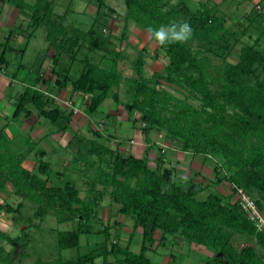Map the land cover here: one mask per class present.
<instances>
[{"label":"trees","instance_id":"trees-1","mask_svg":"<svg viewBox=\"0 0 264 264\" xmlns=\"http://www.w3.org/2000/svg\"><path fill=\"white\" fill-rule=\"evenodd\" d=\"M6 1L29 19L28 30L46 25L55 64L49 80H55L58 90L71 84L73 92L89 95L86 110L90 115L112 96L128 113L140 114L144 133L156 130L165 141L178 142L184 151L213 159L215 176L209 183L189 177L186 184L173 168L166 166L162 148H158V158L151 167L147 155H123L110 147L107 139L101 141L99 132L89 140L76 134L74 138L86 141L88 147L82 152L80 145L77 153L87 176V194L82 197L71 182L49 185L51 164L44 159V149L37 152V172L25 168L22 163L35 143L23 150L15 149L4 126L0 131V192L10 194L12 187L22 201L16 207L4 201L0 209L14 213L27 199L38 205L37 217L52 209L59 223L73 221L75 229L58 232L61 249L77 247L82 235L97 233L103 237L88 253L66 264H95L98 258L103 264H111V256L114 264H154L148 252L157 240L162 244L181 240L189 248L210 252L206 262L209 264H264V227L260 229L252 219L241 198L245 193L264 218L263 37L259 35L252 42L244 40L250 27L232 29L225 11L208 2L191 10L183 2L173 6L170 0H123L126 14L121 34L103 38L94 26L87 30L67 27L68 11L56 13L54 0ZM91 1L97 4V13L104 6L110 14L114 11L106 0ZM177 14L182 19H176ZM254 16L257 15L252 20ZM181 21L190 23L192 38L186 43L159 45L154 56L163 52L168 58L161 71L148 73V51L142 48L136 50L133 60L136 71L124 76L119 64L128 58L116 39L125 42L131 22L147 30ZM33 29L28 36L33 35ZM79 54L82 69L75 75L62 73L69 70L66 62L62 63V56L72 57L68 65H73ZM211 56L221 59L223 65L215 69ZM7 65L4 45L0 66ZM43 76L41 73L18 97L12 119L17 120L22 114L30 117L32 106L58 131H67L74 112L56 105L55 97L40 88L47 81ZM122 85L125 99L119 90ZM88 169H93L92 175ZM220 185H228L226 193L219 191ZM207 190L208 194L201 196ZM105 197L118 204L119 214L133 218L135 230L141 228L140 252L132 250L130 243L121 244L111 232L114 223L99 217L97 208ZM0 238L14 243L15 248L20 243L21 251L25 244L19 237L12 238L1 231ZM21 251H8L4 256L2 246L0 261L13 264Z\"/></svg>","mask_w":264,"mask_h":264},{"label":"crops","instance_id":"crops-1","mask_svg":"<svg viewBox=\"0 0 264 264\" xmlns=\"http://www.w3.org/2000/svg\"><path fill=\"white\" fill-rule=\"evenodd\" d=\"M182 2L191 10L198 9L201 2H208L210 5L215 3L228 15V26L234 30H244L245 27H250L247 30L248 34L244 38L248 36L249 39L254 40L261 35L263 37L262 44L264 45V34L262 32V28H264V0H181L179 4ZM252 11L254 15H257L254 16V20L250 18ZM243 20L247 22L246 25ZM28 22L29 19L17 7L6 0H0V54L3 46L6 45L8 59L7 66H0V131L2 127L6 126L4 131L12 139L13 147L17 150H21L23 146L19 145L18 140H16L17 136H20L19 134L25 133L27 135L25 142L28 141L29 145L35 143L34 150L22 163L25 168L31 171L37 170V152L39 149H44L46 151L44 159L46 160L49 152V160L47 161L51 164L49 185H59L66 181L71 182L76 184L77 189L80 190V195L84 197L88 189L86 184L87 176L85 175L86 169L85 164L82 161H78L77 153L80 146L74 135L77 134L81 137L92 139L98 136L97 133L99 132L103 136L101 141L107 139L106 143L113 149H118L123 155L134 154L140 157L147 155L151 167L155 166L158 158V148H162L163 152L166 153V166L173 168L177 177H192L196 181L204 183H209L213 180L215 176L213 159H207L201 155L184 151L178 142L165 141L161 133L156 130L144 133L140 114L138 112L128 113L123 104L117 103L112 96H108L98 110L90 115L86 110L90 98L89 95L73 92L71 84H68L64 89L58 90L55 87V80L46 78L47 81L39 85L40 88L55 97L56 105L74 112L71 125L67 131H58L45 118L39 116L37 109L32 106H30L32 113L30 117L22 114L17 120L12 119L16 108V100L31 82L28 79H24L23 76L21 78L16 75L19 67L23 68L24 66L21 64L16 65L15 60L9 58L14 59L15 54L17 57L20 52H22L24 57L23 51H25V47L23 46L29 34ZM131 26L133 27L132 31ZM129 40L132 41V48L130 47V50H127L128 46L126 44L122 47L125 50L124 53H126L125 57L129 59V56H132L133 53H135V56L137 55L135 52L137 49L147 48L148 52L145 59L148 73H150L149 71L151 73L161 71L167 64L168 59L165 60L164 55L159 54L156 58L154 57V52L159 48V44L150 37L147 30L138 27L134 22L129 24ZM23 48L24 50H22ZM65 60L66 67H69V62H67V59ZM150 60L152 62L156 61L159 67H154L156 64H152ZM121 61L122 64H119V68L123 70L124 76H131L134 72L131 69V63L128 64L126 59ZM49 67L51 66L47 62L44 69ZM81 69V67L77 66L75 74L79 72L77 70ZM50 70L51 68L49 69V75L51 74ZM122 99L125 98L122 97ZM22 148L24 149L25 147ZM87 172L92 175L93 169H88ZM225 187L222 188L220 185L218 189L226 193ZM207 194L208 190L202 193L204 196ZM9 196L8 193L1 191L0 203L4 202ZM106 198L102 200L97 208L99 217L106 222L110 219L114 223L115 237L121 244L127 245L130 243L132 250L140 252L142 237L140 236L139 238L140 242L139 240L133 242V235L136 231L141 234V230L139 228L135 230L133 218L128 216L125 218L119 214L118 204L111 203L109 198V201H105ZM104 215H107L106 219L103 218ZM97 235L100 237L99 234ZM119 235L121 237H118ZM155 236L159 238V233ZM192 248H189L181 240H177L171 245L167 242L159 243L157 240L148 255L150 257V253H154V255L158 254L159 258L164 256L166 263H170L176 260L175 254L187 256ZM207 254L212 255L210 252ZM150 258L152 259V257ZM110 260L111 264H113L114 258L112 256Z\"/></svg>","mask_w":264,"mask_h":264},{"label":"rangeland","instance_id":"rangeland-1","mask_svg":"<svg viewBox=\"0 0 264 264\" xmlns=\"http://www.w3.org/2000/svg\"><path fill=\"white\" fill-rule=\"evenodd\" d=\"M26 1L29 3H34L36 0ZM106 1L107 5L114 9V11H111V14L109 13V8L106 6L101 8L100 12L97 13L98 6L94 1L91 0H73V2L72 0H54V6L56 13L63 14L68 11L65 21L67 27H71V25H73L76 27H80L81 29L87 30L91 26H94L98 34L101 37L105 38L107 36L121 34L123 27V19L124 15L126 14V6L123 0ZM179 2H181V0H171L170 4L173 6H178ZM251 13L252 14L250 18H252L254 15L253 11ZM175 18L180 20L182 19V16L181 14H177ZM243 22L245 25L247 24V22H245L244 20ZM32 29L33 28L31 26L28 32L32 33ZM132 30L133 27L131 26V31ZM244 40L252 42L253 39H249V37L246 36ZM27 41L29 42L28 44ZM116 41L119 44L118 46L120 47H123V45L126 44L128 46L127 50H130L129 48L132 46V41L129 40V37H126L125 42L122 43L119 41V39H116ZM23 47H25V51H23L24 57L22 52H20L19 54H17V57L15 54L14 59L9 58L11 60H15L16 65L21 64L22 66H24L23 68L19 67L16 75L21 78L23 76L24 79H28V81H30L31 83H33L35 79L41 75V73L44 74L43 79L49 78V69L53 67V65L55 66V64H53L54 61L51 55L53 54V49L50 47V42L48 39V30L46 25H41L36 30H34L33 35L27 37V40L25 41ZM22 50H24V48ZM160 54L164 55L165 60L168 59L166 58L163 52H161ZM81 55H77L78 59L76 60V62H74L73 65L69 64V70L66 72H64L63 70L62 73H69V75H75L74 73L76 72V67H80L83 65ZM133 56H135V53H133L132 56H129L130 58L127 60V63H131V69L135 72L136 64L133 63L132 60L135 59L136 56L134 58ZM110 57L114 58V54H110ZM154 57L156 58V55ZM61 59L60 60L62 61V63L65 64V59H67V62H71L72 57L70 58L66 55H63ZM209 60L215 69L223 65L222 60L214 56L209 57ZM61 61L60 67H58L60 69L62 65ZM150 61L152 62V60ZM47 62H49V66L51 67L44 69L47 65ZM120 63L122 64V61ZM152 64H156L154 67H159V64H157L156 61H153ZM125 77H127V75H125ZM119 90L121 93V97L125 98L124 85L120 86ZM196 103L198 102L196 101ZM19 135L20 136H17L16 138V140H18L19 145H23L22 147L25 148L26 146H30V143H28V141L25 142V140L27 139V135L25 133ZM77 142L79 146L82 145V152H86V148H88L86 141L79 142V140H77ZM22 147L21 150H23ZM47 156L48 157L46 158V160H49V152ZM85 156L86 153L82 157ZM213 163L215 164L214 160ZM35 172H37V170H35ZM180 179H184L183 181L186 184L189 183V177ZM221 187L223 188L224 186L221 185ZM13 192L14 189L10 187V196L5 199V202H9L14 207H16L19 202L22 201V199L16 196V194ZM23 201L24 205L19 211H15L14 213L9 214L1 208L4 213L0 214V217L2 216V218H0V231L7 233L8 236L12 238L19 237L20 242L25 243L21 251L20 243H16L17 246L15 248L14 243H9L6 239L4 240L0 238V247H5L6 251L5 253H3L4 256L8 251L16 249H19V251H21L19 255L14 258L13 264H66V262L70 259H74L80 255L88 253L93 247L96 246V243L97 241H99V239L100 241L103 240V237L101 235L99 237L97 233H93L91 235H82L80 244L77 247L61 249L59 246L58 232L64 230H73L76 228V224L73 221L59 223L57 221L56 214L52 209H49L48 213L45 216L37 217L36 211L38 210V205L27 199H23ZM105 201H109L108 197L105 199ZM106 217L107 215L103 216V218L105 219ZM124 217L127 218V216ZM139 229L141 230L140 227ZM111 232L113 233V236H115L114 227L111 229ZM140 236L141 234L136 231L133 235V242H137ZM118 237H121V235H119ZM237 239H234L233 241L237 242ZM195 249L196 248H192L191 252L187 254V256L175 254L176 260L170 263H166V258L164 256L159 258L158 254L154 255V253H150V257H152V260L155 264H209L206 263L208 255L203 250ZM0 264L9 263L0 261ZM95 264H103L102 258H98Z\"/></svg>","mask_w":264,"mask_h":264},{"label":"clouds","instance_id":"clouds-1","mask_svg":"<svg viewBox=\"0 0 264 264\" xmlns=\"http://www.w3.org/2000/svg\"><path fill=\"white\" fill-rule=\"evenodd\" d=\"M150 37L159 45L168 43H186L192 38L193 29L189 22H173L168 25H161L158 28L147 29Z\"/></svg>","mask_w":264,"mask_h":264},{"label":"built area","instance_id":"built-area-1","mask_svg":"<svg viewBox=\"0 0 264 264\" xmlns=\"http://www.w3.org/2000/svg\"><path fill=\"white\" fill-rule=\"evenodd\" d=\"M241 198L243 207L248 211L252 219L258 222V226L260 227V229H262L264 227V218L255 203L245 193L241 194Z\"/></svg>","mask_w":264,"mask_h":264},{"label":"water","instance_id":"water-1","mask_svg":"<svg viewBox=\"0 0 264 264\" xmlns=\"http://www.w3.org/2000/svg\"><path fill=\"white\" fill-rule=\"evenodd\" d=\"M222 255V254H221Z\"/></svg>","mask_w":264,"mask_h":264}]
</instances>
